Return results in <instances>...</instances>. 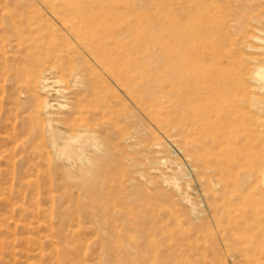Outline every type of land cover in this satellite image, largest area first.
<instances>
[{"label":"bare ground","instance_id":"1","mask_svg":"<svg viewBox=\"0 0 264 264\" xmlns=\"http://www.w3.org/2000/svg\"><path fill=\"white\" fill-rule=\"evenodd\" d=\"M37 1L69 38L53 43L54 63L43 55L41 31L19 6L2 22V47L24 45L29 34V81L36 90H53L60 81L56 69L78 87L71 112L40 103L48 146L65 160L62 176L87 197L101 198L105 208L109 196L94 188V173L109 167L118 188L110 193L113 201L138 200L150 177L135 149L143 147L141 156L149 158L161 145L157 132L172 138L198 177L217 243L235 252L237 264H264V0H241L226 21L219 0H130V7L125 0ZM116 101L124 107L115 109ZM118 116L126 128L114 125ZM113 133L123 142L117 157ZM111 165L127 168L123 179ZM171 176L161 177L172 184ZM123 216L136 225L132 213ZM119 249L129 255L135 247Z\"/></svg>","mask_w":264,"mask_h":264},{"label":"rangeland","instance_id":"2","mask_svg":"<svg viewBox=\"0 0 264 264\" xmlns=\"http://www.w3.org/2000/svg\"><path fill=\"white\" fill-rule=\"evenodd\" d=\"M125 1L130 7V0ZM240 1H218L227 12L225 21L234 18ZM16 6L41 31L43 55L53 64V43L64 45L69 39L60 20L37 0H0V32ZM25 36L24 45L3 51L7 36L0 34V264H237L235 252L217 243L214 217L207 212L198 177L172 138L157 132L161 145L149 158L141 156L143 147L135 149L134 157L144 163L150 177L140 188L138 200L124 204L117 197L113 201L110 193H117L118 188L109 167L94 173V188L109 196L105 208L101 198L87 197L81 185L62 176L65 160H58L48 146L40 103L46 100L60 113L71 112L72 93L78 87L68 73L56 69L54 76L60 81L53 84V90L48 94L37 91L29 81L34 77L29 62L33 39ZM114 105L115 109L124 107L119 101ZM115 123L123 128L128 125L119 116ZM109 140L117 157L123 142L115 133ZM123 166L116 170L111 165L121 179L127 169ZM165 173L176 184H167L161 177ZM145 201L158 205L147 209ZM125 211L132 213L136 225L122 217ZM127 244L135 247L129 255L119 249Z\"/></svg>","mask_w":264,"mask_h":264}]
</instances>
